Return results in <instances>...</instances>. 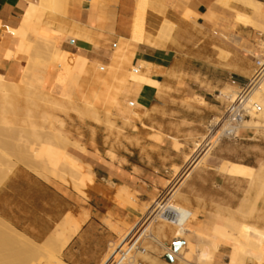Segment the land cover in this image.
<instances>
[{"label": "crops", "instance_id": "0c3cea01", "mask_svg": "<svg viewBox=\"0 0 264 264\" xmlns=\"http://www.w3.org/2000/svg\"><path fill=\"white\" fill-rule=\"evenodd\" d=\"M102 1H70L65 5V18L46 14L44 19L65 22L69 27L80 23L81 27L93 28L92 44L75 42L68 33L60 43V49L71 60L80 56L88 61L87 75L78 83L82 91L98 88L92 67H100L104 76L110 55L121 40L128 41L125 52L130 64L122 68L118 78L127 70L137 69L158 87L128 83L127 91L119 99L129 101L131 106L123 116L112 110L117 120L113 131L86 123L72 130L77 138L81 135L85 149V154H76L77 159L94 174L93 182L84 190L86 198L25 168L15 169L0 186V221L35 245L47 244L64 224L63 220L73 219L81 224L59 256L64 264H104L118 247V232L124 225L135 224L138 215L136 209L123 203V194L121 199L117 197L121 192L134 197L141 208L152 203L174 178L183 174L188 179L181 190L182 202L200 215H208L203 223L215 218L208 231L216 240L211 229L222 223L217 212H248L250 182L243 178V172L253 169L264 177V128L242 129L238 140L222 142L208 169L193 172L198 163L186 161L192 154L193 142L206 133L208 125L221 117L227 107L218 94L247 85L255 75V59L264 51V0H251L260 9L236 0H225L224 5L219 0H161L147 14L136 10V0H119L105 14ZM31 4L38 5L39 0H0L1 76L17 79L27 65V58L21 54L10 60L5 58L8 52L16 51L12 32L20 28ZM106 15L111 17L110 30L103 29ZM239 17L250 23L239 22ZM165 21L174 25L168 40L157 46L142 43L146 33L156 38ZM71 79L56 66L50 71L48 85L54 92L59 86L69 89ZM108 83L113 81L108 79ZM190 165L191 172L184 175ZM225 166H234L240 177L218 171ZM260 213L262 230L264 197ZM199 236L203 238L202 234ZM184 250L185 255L190 254L188 247ZM230 251L229 247H221L217 264L230 262ZM260 262L264 264V255Z\"/></svg>", "mask_w": 264, "mask_h": 264}, {"label": "bare ground", "instance_id": "6f19581e", "mask_svg": "<svg viewBox=\"0 0 264 264\" xmlns=\"http://www.w3.org/2000/svg\"><path fill=\"white\" fill-rule=\"evenodd\" d=\"M160 1L161 0L156 1V6L158 5V3H160ZM236 1L247 6V7H249V8H252V9H260L261 8L260 5L258 3H256L255 1H251V0H236ZM219 2L223 3L222 5H224V3L226 1L225 0H219ZM137 4H138L139 9H141L143 11L149 10L146 8L145 2L139 0V2ZM226 5H228V4H226ZM56 6H57V0H39L38 5L31 4L29 6V8L27 9L25 16L22 20V23L19 22L21 24L20 28L17 31L12 32L15 39L16 38L20 39V41H22V43L21 42L19 44L16 43V51L14 53L8 52L7 58H5V60L6 59L10 60L13 57L16 58V56L19 55V53L17 51L24 48V47H32V49H34L33 47L36 46L38 42H41L48 50H54L56 52V54H58L59 56L60 55L61 56L66 55L65 54L66 52H64L60 49V43L65 39L64 35L67 33L70 36H72V40H74L75 42L84 41L88 44L89 43L92 44L91 31L93 30V28L86 27V26L78 27L75 25L71 26V28H67V26L63 25V26L58 27L59 32H57V31H54L52 28L53 22L51 23V22H45L44 21L46 14L48 12H52V13L56 12L55 11ZM136 10H138V9H136ZM238 16H240V15H238ZM62 17H64V16H62ZM238 20H239V22L242 21V23L243 22L246 23V25L250 23V22H248V19L246 20L244 17H239ZM76 25H78V24H76ZM9 26H12V25H9ZM80 26H82V25H80ZM173 27H174V25L165 21L164 24L162 25V27L160 28V30H162V29L172 30ZM14 28H15V26H14ZM133 34H134V32H133ZM139 34H137V35H139ZM146 34H147V37L145 36L146 39L142 43H146V44H149L152 46H157V45H160L161 43L164 42L161 39L155 41L154 38L151 37V35H149L148 33H146ZM59 35H60V37H59ZM157 36H158V34H157ZM135 38H137V36ZM136 41H133V43L139 44ZM127 42L125 43L123 40H121L119 45L117 46L116 50L111 53L110 61H109L110 63L107 66V70L104 71V74H105L104 76H102L100 74V72L102 71L100 67H96V66L92 67L93 73L95 75L94 78L97 80V83H99V85H98V88H96L95 90L90 92V97L86 96L84 94L81 87L78 88V91H77L78 100L83 104L84 108L91 113V115L94 117L93 119L97 118V116H98L97 108L100 105V103L98 102L99 100L97 98L98 93H103V95H104V98H103V101H104V104H103L104 107L103 108L105 110L104 115H106V117L110 118V116H113L112 110H114V109L117 110L118 113L121 114V116L128 113L129 108L131 106L129 101L120 102V99H119L120 95L123 92L127 91L126 88H127L128 83H131L132 86L145 84V85H151L154 87H158V84L152 82L151 81L152 79L150 80V79L145 78L144 75H141V73L137 69L127 70L123 77L118 78V73L120 71H122V68L124 66H128L130 64V57L127 56L126 52H125V49L128 47ZM33 51H35V50H33ZM36 51H38V48ZM75 60L79 64L78 74L80 76H86L88 65H89L88 61L85 58H82L80 56L75 57ZM41 64H42V66L38 67L37 69L32 68L31 67L32 65L30 66L27 64L26 67H24L23 69H21L19 71V77H17V79L11 75H8L7 77L0 75V110L3 111V112H1V113H3V115H4L5 111H7L6 109L8 108V106H9V108H11L10 107L11 104L8 103V102H10V100H9L10 94L11 93H16V94L19 93L20 92V86L26 85V88L28 90V91H26V93L27 92L30 93V91L32 93V91H35V94H36L37 93L36 90L38 91L39 88H41L42 90L43 89L47 90L46 86L48 85L50 71H52V70L43 66L46 63H41ZM141 69H142V67H141ZM151 71H152V69H151ZM153 72H155V71H153ZM110 77L115 78V82L112 85H110L108 83V79ZM55 93L63 101H69L70 100V96L68 94L66 87H63V86L57 87ZM47 94H46V96L50 97V94L48 92H47ZM38 95L43 97V94H38ZM46 96L43 98H46L47 102H48V98ZM26 97H29V96H26ZM221 97H222V99L229 100L230 103H234L237 99V92H235V91L222 92ZM26 99H28V98H26ZM251 102L254 104H257L261 108L260 112L257 114H252V117H257V116H263L264 117V81L260 82V84L255 88V90L251 94ZM50 103H54V101L50 102ZM49 105H51V104H49ZM53 105H55V104H52V106ZM56 105H57V103H56ZM44 108H45V106H44ZM135 110H136V108H135ZM47 113L46 114L42 113L43 114L42 116L40 115L41 120H42L41 124L47 125L49 127V129L46 130L44 127V129L46 130L45 131L43 128H41V130L45 131L42 133V131L38 127L39 125L36 126L35 124L31 123L30 124V126H31V139L33 137V141H28V139L31 140L30 138L25 139L24 142L21 140V143L23 142L22 148L24 149V154H23L24 161H26L27 165L30 168H32L35 172H37L38 176L42 177L43 179H45L47 181H50V178H56L58 180L65 182V177H67V175H69L71 182H73L74 184L76 183V185H74V186L80 185L83 188L87 187L88 184H91L93 182V179H94L93 175L94 174L92 175L91 172L86 173L85 169L87 168V166L84 167V165L76 157L69 154L65 150V145L68 146L69 140H67L61 132H58V130L57 131L54 130V128H55L54 122H53L51 116H49V114L47 115ZM28 117H29V115H28ZM28 117H27V119L29 120L30 118H28ZM25 120H23V121H25ZM97 120H99V119H97ZM106 120H108V118ZM125 121L127 122V119H125ZM2 122L5 125L8 124L7 121L4 120V118L2 119ZM217 122H218V118L214 119L212 121V124H215ZM22 123H24V122H22ZM105 123H106V121H105ZM106 124H109V123H106ZM244 124H243V126H244ZM45 125H43V126H45ZM243 126H242V129H243ZM158 138L161 139L160 137H158ZM206 139L203 137V139L199 143L196 144L197 151H195V153H194V155L196 157L201 155L203 150H206L205 148H207V145L211 146L214 144L215 141H218V142L221 141V136H220L218 131L217 132L213 131L210 135L206 136ZM177 148H178V145H177ZM188 161H189V157H187V162ZM90 169H89V171H91ZM191 170L192 169L190 166L188 168V170L186 171V175H188V173H190ZM253 176L255 178H254V183H252V185L255 184L256 188L258 189V191L256 193V198L260 201V199L264 196V177L261 176L260 172L258 174L256 173ZM77 183H78V185H77ZM67 186H69V185H67ZM78 188H80V187H78ZM175 193H176V191L173 192L171 190L169 193H167V196H169V195L174 196ZM122 194H123V196H125V198L124 197L122 198L123 199L122 201L127 203L129 206H133L136 199H133L134 197L130 198L129 197L130 195L128 196L127 194H124L122 192L120 194H117V197L118 196H119L118 198L122 197V196H120ZM165 199L163 200L164 202L166 201ZM163 201H162V199L158 200V203L151 210V213L149 215L151 218L156 216V212L163 205ZM167 201H168L167 203H169L167 205V207H172L173 209L177 210V212L179 213V215L177 216V222L178 223L172 224V226H174L176 229L174 232V240L178 241L177 236H179V235H185V236L195 235L196 232L194 233L191 230V227L198 224V214L196 213V211L190 210L191 206L189 207L186 205L187 206L186 207V206L178 205L176 203L172 204L170 202L171 199H170V201L169 200H167ZM184 203H185V201H184ZM238 213H239V211H238ZM256 213H257L256 210H248V216L251 218L252 217L255 218ZM243 214H246V213H243ZM216 217H217V219H219L222 222L221 224H215L211 229V233L216 240L225 241V242H229V243H235L239 246L246 247L247 250H251V251H253L259 255L260 254L264 255V231H263L264 229L261 230L256 225L246 224V222L245 223L240 222V221L236 220V218L233 217L232 215H230V216L227 215V217L223 216L222 211H221V214L217 212ZM151 218H149V219L151 220ZM153 220H154V218H153ZM257 220H259V219L257 218ZM159 221H162L166 224L168 223L169 225H171V223H169L167 220H165L163 218ZM61 223H62V221H61ZM63 223H62L63 225L61 227H59V230L56 231V233H54V236L52 237V239L47 244H45L43 246L35 245L34 243L29 241L28 239L20 236L18 233H16L10 227H9L10 229L7 228L6 224H5L6 226H3V225H1L2 224L1 223L0 224V247H2L6 243L8 245L10 244L11 246L12 245H16V246L22 245L24 250L30 255H40L42 257L45 256V258L47 257L49 260L53 261L54 264H64L60 260L59 256H60L61 252L64 250V248H66V245L68 244V242H70V240L78 232V230L81 227V224L78 223L77 221H74L73 219H67V221L63 220ZM165 227H166V225H161L160 233L163 230L162 231L163 234L158 233L159 236L160 235L164 236V234H165L164 228ZM54 231H55V229H54ZM118 234H119V238H120V243L121 244L127 243L126 249H128V250L125 254L126 255V258H125L126 264H137V258L142 259L144 262H148L151 264H158L156 262V260L152 259L149 255H146L142 249H139L135 245V243H133V240L132 241L130 240L129 242H127V233L125 231H119ZM182 241L183 242H178V243H182L183 245L181 246V248L177 252H175L174 256L179 261H181L182 263L189 264L187 259L182 257L183 251H184V244H185V242L187 243V241L186 240H182ZM133 252H135L137 256H134ZM213 252H214V250L212 251L211 247L206 245V243H203V242L199 243L195 249V255L197 257V264H211L213 261V258H214ZM229 259H230L229 264H246L245 263V256H242V254H239L237 252L231 253ZM252 262H253V264H262L260 262V260H253Z\"/></svg>", "mask_w": 264, "mask_h": 264}, {"label": "rangeland", "instance_id": "374dc122", "mask_svg": "<svg viewBox=\"0 0 264 264\" xmlns=\"http://www.w3.org/2000/svg\"><path fill=\"white\" fill-rule=\"evenodd\" d=\"M70 1L73 2L75 0H57V6H56V10H55L56 12H53V13L48 12L47 14H49V17L52 15L57 16V17H62V16L65 17L66 16L65 15L66 14V6L65 5H66V3H69ZM80 1L86 2V0H80ZM118 1L119 0H103L101 3V6H102V9L104 10L105 14L109 12L108 11L109 9L115 7L117 5ZM137 1L139 2V0H136V2ZM140 1H143L146 3L147 9H156V1L157 0H140ZM136 7L140 12L147 14V11H143V10L138 8V4L136 5ZM63 25L67 26V28H71V27H69V24L65 23V22H53L52 28L59 30L58 27L63 26ZM74 25L81 27L80 23H79V25H76V23H72V26H74ZM111 28H112L111 17L106 15V19L104 22L103 29L110 30ZM173 28H172V30H168V29L160 30L158 33V36L156 38H154V40L155 41L160 40V39L163 41L168 40L170 35L172 34ZM20 42L22 43V41H20V39L16 38V43L19 44ZM33 48L34 49H32V47H24V48L18 50L17 52L21 55H24L27 58V64L30 66L32 65L31 66L32 68H35V67L38 68V67L42 66L41 63H46L43 66L54 71L55 67L59 66L61 72L65 73L67 75V78H72L70 80L69 85H68L69 89H67L68 94L70 96V100L69 101L61 100L56 95V93L54 91L50 90V87L48 85L46 86L47 90H45V89L42 90L41 88H39L38 91L36 90V92H37L36 94H35V91H32V93L30 91V93L27 92L29 94L28 95L26 93V91H28L26 88V85L20 86V92L19 93H17V94L11 93L10 94V99H9L10 102H8V103L11 104V106H10L11 108H9V106H8L9 109L8 108L6 109L7 111H5L6 114L4 113V115H3V113H1L3 111L0 110V113H1L0 114L1 115L0 116V186L12 174V172L17 168H25L29 171L35 172L32 168H30L27 165L26 161H24V159H23L24 149L22 148V145H23V142L25 139H28V138L31 139V126H30L31 123L35 124L36 126L39 125L38 127L40 128V130H41V128L44 129V127L46 130L49 129V127L47 125L43 124V125H45V126H43L41 124V122H42L41 116L43 114H46L48 112L47 115L49 114V116H51V118L54 122V125H55L54 126L55 128L53 127L54 130L55 131L58 130V132H61L63 134V136L67 140H69L68 141L69 144L67 143L68 146L65 145V150L69 154L73 155L76 158H79L76 155L77 153H79V151L81 153L85 154V149L81 145L82 144L81 143V140H82L81 135H79V138H77L72 133V130L74 129V127H79L80 125H84L86 123L87 126H92L93 124L94 125H103V126H105L106 130L113 131L114 126L117 122V120L114 118V116H110V118H109V117H106V115H104L105 110L103 108L104 107L103 106V104H104L103 93H98V95H97V98L99 100L98 102L100 103V105L97 108L98 116L95 119H93L94 117L91 115V113L84 108L83 104L79 100H77L78 99L77 91H78V88L80 87L78 83L80 82V78L82 76H80L78 74L79 64L75 60L74 57H72L73 60H71V56L67 55L66 53H65L66 55H63V56L60 55L59 56L58 54H56V52L54 50H48L41 42H38L37 45L34 46ZM37 48H38V51H36ZM33 50H35V51H33ZM261 56L264 57V51L261 54ZM259 57H260V55L257 56V58H259ZM69 66L72 68H70ZM109 79H111L113 81V83L115 82L114 77H110ZM94 83L97 86L99 85V83H97V80L95 78H94ZM112 84H110V85H112ZM96 88L97 87H93L92 89L89 90V92L84 93V94L86 96L90 97V92L95 90ZM232 90L238 93V90H236V89H232ZM47 92L50 94V97L46 96ZM38 94H43V97L46 96L48 98V102H47L46 98H43L42 96H39ZM25 95L29 96V97H26ZM26 98H28V99H26ZM53 101H54V103H50ZM55 102L57 103V105ZM49 104H51V105H49ZM52 104H55V105L52 106ZM44 106H45V108H44ZM28 115H29V117H28ZM71 115H73L74 117H71ZM26 116L28 118H30L29 119L30 121L27 119ZM3 118H4V120L7 121V123H8L7 125H5L2 122ZM107 118H108V120H106ZM97 119H99V120H97ZM23 120H25L26 122ZM105 121H106V123H109V124H106ZM22 122H24V123H22ZM110 123L111 124L113 123V124L111 125ZM261 128H264V117L263 116H257V117L251 116V119L246 121L244 126H243V129H259L260 130ZM44 130H41L42 133L46 131V130L45 131ZM206 136H207V131L202 137H200L198 140L193 142L192 154L189 157V161L187 162V163L191 162V164L198 163L195 166L193 172H195L197 170L208 169L210 167L209 163L213 160L214 151L216 150L217 147L220 146V144L222 142H224V140L219 141V142L215 141L213 145H211V146L207 145V148H205L206 150H203L201 155L196 157L194 155L195 151H197L196 144L199 143L203 139V137L206 139ZM21 140L23 141L22 143H21ZM28 141H33V137L31 140L28 139ZM186 161H187V159H186ZM84 167H86V165H84ZM186 167H187V165H186ZM186 167H184L183 169L185 170ZM89 169H90V167L87 166V168L85 169L86 173L91 172V171H89ZM218 171L220 173L223 172V173L231 175V176L240 177V171L235 169L234 166L219 167ZM35 173H37V172H35ZM255 174H256V171L253 169H248V171L245 174L243 172V178L248 179L250 182V185H249V194H250L249 196L250 197H249V202H248V210H256L257 211V213L255 214V218L249 217L248 212L246 214H243V213L241 214V213L236 212V213H232V214H228V215L229 216L232 215L233 217L236 218V220H238L240 222H244V223L246 222V224H253V225H256L258 228H260V218L259 217L261 216V220L263 217L262 213H260V201L263 200L264 196L262 198L260 197L261 198L260 201L256 198V193H257L258 189L256 188L255 184H253L254 186L252 185V183H254V178H255L253 175H255ZM184 175H186V172ZM182 176H183V174H182ZM182 176L180 178H177V179L174 178V180L168 184L167 189L164 191L163 197H161L160 199H158L159 197H157L156 199H154L152 201V203H150L148 205H142L140 208V207H137L136 200H135V203L133 206H129L127 203L123 202L128 207H130L134 210L136 209L138 211V215H137V219H136L135 224L124 225L123 229L120 230V231H125L127 233V242H129L130 240L131 241L133 240V243H135V245L139 249H142L146 255H149L152 259L156 260V262L158 264H184L174 256L175 251L173 248L174 243L183 242L182 240L187 241V244H186V246H184V249L188 247V249L190 250L189 255H185V250L183 251V255H182V257L187 259L189 264H197V257L195 255V249H196V246L202 242L206 243V245L210 246L212 251L214 250V252H213L214 258H213V261L211 264H217L218 263L219 258H217V254H218L219 249L221 247H229L231 249L230 253L232 251H237V252L241 253L242 256H245V263L246 264H253V262H252L253 260H260L261 255L255 253L251 250H242V249L237 248L233 243L214 240L210 236L208 229L211 226V224L215 221V218L208 223H203V219H205V217H207L208 215H200L196 211V213L198 214V224L191 227V230L194 233L196 232L195 235H192V236L179 235V236H177L178 241L174 240V232L176 230L174 226L169 225L168 223L166 224V223L159 221V220L155 221L156 219L153 220L154 217L151 218L149 216L151 213V210L158 203V200H161V199H162V201L165 198H166L165 200L168 199L169 201L171 199L170 202L172 204L176 203V204L181 205V206H186V204H184L182 202L183 196H182L181 190L185 186V182L188 178L184 179V176L183 177ZM50 181L55 182L57 184H60V185L67 187L69 189H72L78 195L86 198V195L83 193V192H85L84 190L86 189V187L83 188L80 185H78V183H77L78 186H74V185H76V183L74 184L73 182H71L69 175H67V177H65V182L58 180L56 178H50ZM67 185H69V186H67ZM78 187H80V188H78ZM171 190L173 192L176 191V193L174 194V196H171V195L167 196V193H169ZM190 210H192V208H190ZM223 216L227 217V215H223ZM256 217L259 220H257ZM146 218L147 219L151 218L150 224L144 228L145 231H147L146 233H147L148 238H145L143 240L142 244L139 246V242H140L139 238L141 237V234H140L141 232L140 233H137V232H138L140 226L136 230H135V228L137 227V225L139 223L143 222L144 219H146ZM0 224L3 226H6L1 221H0ZM161 225H166V227L164 228V233H165L164 236L163 235L159 236V234H161V233L163 234V232H162L163 230L160 233ZM143 226L141 228H143ZM6 227L9 228V226H6ZM199 234H202L203 238H201L199 236ZM21 247H22V245H20V246L12 245L11 246L10 244L8 245L7 243L4 244L2 247H0V263L1 264H36V263L54 264V262L49 260L47 257L45 258V256L42 257L40 255H38V256L37 255L36 256L30 255L24 250L23 247L22 248ZM126 247H127V243L126 244L125 243H123V244L119 243L118 247L109 255V257L106 259L104 264H126V262H125L126 255L125 254L128 250V249H126ZM244 248L246 249V247H244ZM122 252H123V255H119ZM230 253H229V255H230ZM133 255L137 256L135 252H133ZM190 255L191 256L195 255V256L192 258ZM229 255H228V260H229ZM228 262L229 261L224 260L222 262V264H228ZM137 264H151V263L144 262L142 259L137 258Z\"/></svg>", "mask_w": 264, "mask_h": 264}, {"label": "built area", "instance_id": "2783aa9c", "mask_svg": "<svg viewBox=\"0 0 264 264\" xmlns=\"http://www.w3.org/2000/svg\"><path fill=\"white\" fill-rule=\"evenodd\" d=\"M255 60L256 72L254 77L248 82L247 85L237 89V99L234 103H230L229 100L224 99L227 102V107L225 108L222 116L218 118L217 123L212 124L211 122L208 125L206 130L207 135H210L213 131H218L221 136V141H236L239 139V133L242 130L243 124L251 119L252 114H257L260 112L261 108L257 104L251 102V94L260 84V82L264 81V57L260 56ZM232 84L235 85V81H232ZM218 96L221 97V93H219ZM163 195L164 193L159 196V199L163 197ZM167 200L165 202L163 201V205L156 212L154 219H156L155 221H158L163 218L171 223V225L177 224V216L179 213L172 207H167L169 204L167 203ZM150 222V219L146 218L135 228L136 230L140 226L137 232H141L139 246L142 244L145 238H148L146 233L147 231H145L144 228L149 225ZM141 225H144L143 228H141ZM119 255H123V252Z\"/></svg>", "mask_w": 264, "mask_h": 264}, {"label": "water", "instance_id": "95a60500", "mask_svg": "<svg viewBox=\"0 0 264 264\" xmlns=\"http://www.w3.org/2000/svg\"><path fill=\"white\" fill-rule=\"evenodd\" d=\"M182 245H183L182 243H174L173 245L174 251L177 252Z\"/></svg>", "mask_w": 264, "mask_h": 264}]
</instances>
